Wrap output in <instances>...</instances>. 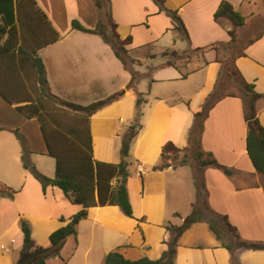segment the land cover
<instances>
[{
    "label": "crops",
    "instance_id": "obj_1",
    "mask_svg": "<svg viewBox=\"0 0 264 264\" xmlns=\"http://www.w3.org/2000/svg\"><path fill=\"white\" fill-rule=\"evenodd\" d=\"M221 1L163 0V6L181 18L188 34L185 40L172 30L171 18L152 0H101L102 10L109 12L119 38L130 36V57L139 61L133 67L139 75L133 90L127 88L130 72L101 36L72 27V22L87 28L97 23L100 9L94 0H33L35 4L31 0H13L21 47L28 54L35 51L41 59L52 94L87 105L119 92L89 117L95 160L119 162L121 137L135 118L138 93L142 96L141 126L126 158V190L132 216L116 205L90 207L87 216L75 225V236H68L55 254L49 234L66 224L81 205L71 203L56 186H47L43 191L22 167L21 145L11 130H22L26 125L30 129L23 134L31 150L30 160L40 172L54 176V165L45 158L49 155L38 119L26 118L15 109L26 102L9 104L0 96V155L4 145L10 159H0V183L17 190L13 199L0 197V264H29L47 251L62 264H103L106 254L114 249L131 260L143 256L157 259L146 253L127 256H135L132 249L136 246L145 252L159 244L165 250L173 238L165 225H180L193 206L205 220L192 223L178 237L174 264H264V249L229 250L206 221L214 220L226 228L225 243L233 242V234L223 217L240 240L264 244V178L247 155V124L239 94H223L211 105L199 135L204 157L209 153L229 168L230 174L212 165L195 169L183 163L173 167L170 160L153 169L163 162L161 151L166 143L179 149L187 147L194 113L212 92L222 68L218 52L209 49L187 61L182 72L188 73L182 78L181 70L166 64L163 51L181 53L212 44L241 43L231 57L235 75L264 94V0H226L243 17V24L235 27L234 42L228 33L233 29L232 22L226 17L217 21L213 18ZM141 46H150L151 51L142 50L136 55ZM28 56H24V70L4 64L7 60L18 61L16 53L12 58H1L0 78L20 77L27 85L26 92L32 94L34 81L31 86L26 81L34 78L35 72ZM255 111L264 126V96L256 100ZM73 115L77 122L82 120L79 114ZM20 218L28 223L32 240L22 259ZM64 248L68 251L62 256L60 250Z\"/></svg>",
    "mask_w": 264,
    "mask_h": 264
},
{
    "label": "trees",
    "instance_id": "obj_2",
    "mask_svg": "<svg viewBox=\"0 0 264 264\" xmlns=\"http://www.w3.org/2000/svg\"><path fill=\"white\" fill-rule=\"evenodd\" d=\"M31 1L35 4L33 0ZM94 1L97 8L100 9L97 23L93 27L87 28L81 26L77 22H72V27L101 36L103 41L111 47L114 55L120 60L124 68L130 72L131 78L127 88L134 90L139 75L133 69V66L134 64L139 63V61L128 55L126 45L130 42V36L125 39H120L115 30L116 24L112 21L109 12L102 10L101 0ZM152 1L158 5L160 10H164L171 18L173 23L172 30H174L180 38L188 40L187 31L177 12L166 9L163 6V0ZM42 15L44 14L42 13ZM220 17H226L232 22L233 29L229 30L228 33L231 42H234L235 27L243 24V17L226 0H222L213 13V18L216 21ZM20 41L21 36L18 34L15 26L13 0H0V59L5 57L12 58L16 53V55L20 57L18 61L11 62L7 60L4 64L13 69L19 67L24 70L25 64H27V61L24 60V56L29 55L28 57H30L35 72L34 79L38 92V96L33 97L30 93L26 92L25 87L21 82L22 78L6 77L2 79L0 78V96L9 104L26 102L24 104L16 105L15 109L26 118L35 116L38 119L43 139L46 144L47 155L54 159V176L49 177L36 168L35 164L30 160L29 155L31 150L27 145L26 139L21 133H19L18 129H12L11 131L15 134L21 145V165L40 183L43 191L47 186H56L61 189L64 196L71 203L81 205V209L74 213L66 224L58 227L49 234V242L55 249L54 253L58 254L57 248L63 243V241L68 236H75V225L79 220L87 216L88 208L116 205L127 216H132L131 204L126 190V179L128 176V162L126 158L129 154L130 143L141 126L139 119L141 116L140 104L142 103V96L139 93L137 94V110L135 118L121 137L119 162L107 163L97 161L93 158L92 153L89 117L102 105L115 98L119 92H115L103 99L91 102L87 105L70 102L55 96L48 89L44 66L41 59L35 54V51H32L29 54L24 52ZM216 46L218 45L212 44L205 47L189 48V50L192 54H203L209 49H215ZM186 51L187 50L183 52L186 54ZM161 54L167 58V65L174 66L180 70L175 59L180 58L181 53L176 50H165ZM190 57V54L185 56L187 60L190 59ZM180 72L182 78H185L188 73ZM232 73L235 75L236 72L233 71ZM239 82V88L242 93L240 97L243 102V115L247 124V133L245 137L247 155L255 170L261 173L264 178V126L261 125L256 117L255 111L256 100L263 97L264 94L257 93L253 89V85L245 82L241 77H239ZM221 96L222 94L218 90V86H214L212 92L206 97L201 110L194 113L195 120L188 131L187 146H194L196 148L195 158L199 167L212 165L221 169L225 174H230L229 168L219 164L209 153L204 157V153L199 145L202 121L211 105ZM45 98L47 100L53 99L57 102L58 106L79 114L82 117V120L78 121L76 124H62L59 120L54 119L51 116L49 117L48 115H50V112L47 107H45V102L42 100ZM46 117H49L48 121ZM2 129L3 127L0 126V130ZM178 151H180V149L173 143H166L161 151V159L163 162L159 165L153 166V169L165 166L168 160H179L178 164H171L173 167L185 163L186 153L183 152V156L179 159ZM203 186V183H201L200 187ZM16 192L17 190L0 183V197L13 199ZM61 220L64 221V218L61 217ZM203 220H205V218L201 211L193 206L192 212L183 218L180 225H165V229L173 233V238L167 243V248L157 259L143 256L131 260L125 258L117 249H114L106 254L103 264H174L175 246L178 237L192 223ZM223 220L227 225L228 230L233 234V242L230 244L224 242L226 228H222L214 220L206 219L210 230L227 249L233 250L236 247L264 249V244L240 240L235 228L226 221L225 217H223ZM19 222L23 233V245L20 250V258L22 259L31 247L32 240L28 223L23 218H20ZM36 249L42 250L43 248L41 246H36ZM15 264L20 263L16 262ZM29 264H45V256L41 255Z\"/></svg>",
    "mask_w": 264,
    "mask_h": 264
},
{
    "label": "rangeland",
    "instance_id": "obj_3",
    "mask_svg": "<svg viewBox=\"0 0 264 264\" xmlns=\"http://www.w3.org/2000/svg\"><path fill=\"white\" fill-rule=\"evenodd\" d=\"M128 45H126L127 51H128V55L130 56V49L128 48ZM241 43H230L229 45H218L216 46V48L214 50H216L218 52V56H219V60L222 62V68H220L219 70V75L217 77V80L214 84V86H218V90L220 91V93L223 94H239L241 96V90L239 88V78L236 75H233L234 73H232L233 70V66H232V62H231V57L236 54V52L241 48ZM142 48H139L137 50V54L136 55H140L141 51L143 50L144 52L146 51H151V47L150 46H141ZM187 54H190L191 57H194L196 55L199 54H192L190 53V50L187 49L186 54L185 52H181V57L180 58H176L175 62L176 64L179 66V69L182 71L184 70V67L187 64V60L185 58V56ZM190 57V58H191ZM135 67V66H133ZM34 78H28L27 79V84L28 86H31V81H34V92H31L32 94H30L33 97H37L38 96V92L36 89V82L35 79L31 80ZM22 84L24 87H27L26 83L24 80H22ZM241 98V97H240ZM45 102V107H47V109L50 112V115H48L49 117H53L54 119L59 120L62 124H76L77 123V117L75 118V116L73 114H77L74 113L68 109H65L63 107L58 106L57 102L54 101L53 99H42ZM242 100V98H241ZM201 110V108L199 109ZM6 115V114H4ZM49 117L47 118V121L49 120ZM30 129V127H27L26 125L23 126L22 130H19V133H21L23 136V133H26V131H28ZM25 138V136H24ZM18 140V139H17ZM18 143V141H17ZM20 143V142H19ZM5 146L1 145V155H0V159L1 161H9L10 159L7 156V152H5ZM7 149H11V146H8ZM185 149V150H184ZM183 152L186 153L185 155V159L186 162L185 163H189L191 164L193 167L198 166V162L195 158V152H196V148L194 146H187L186 148L180 149V151H178V156L179 159L183 156ZM9 153V152H8ZM46 159H48L50 161L51 166L54 165V159L53 157L49 156V157H45ZM53 163V164H52ZM179 160H175V161H171V164H178ZM39 170V169H38ZM40 171V170H39ZM43 173V172H42ZM45 174V173H44ZM46 175V174H45ZM13 189V188H12ZM16 190V189H15ZM192 212V211H191ZM223 228V226H222ZM71 242V241H70ZM69 246L68 248L70 247ZM152 251H145L143 252V250L141 248H139V246L133 247V251L132 252H136L135 256H132L129 254V257H137L138 255H142L144 253L151 255L153 258H158L161 256L162 251H164L163 247L159 244H154L152 246ZM59 248V247H58ZM68 248H64L60 250V253L62 256H64L66 254V252L68 251ZM167 248V247H166ZM52 250V249H51ZM59 250V249H58ZM43 255L45 256L46 261L48 262V264H62L61 261H54L52 256L50 255V252L47 251L46 253H43Z\"/></svg>",
    "mask_w": 264,
    "mask_h": 264
}]
</instances>
